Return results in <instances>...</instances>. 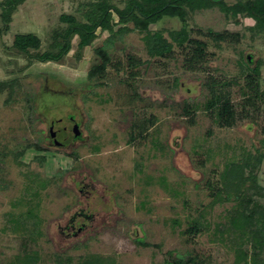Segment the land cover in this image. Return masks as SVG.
<instances>
[{"label": "rangeland", "instance_id": "1", "mask_svg": "<svg viewBox=\"0 0 264 264\" xmlns=\"http://www.w3.org/2000/svg\"><path fill=\"white\" fill-rule=\"evenodd\" d=\"M82 1L26 0L7 25L0 20V81H14L0 89V264H72L89 255L114 264L190 256L196 262L188 264H233L241 240L229 218L237 201L217 198L210 184L220 188L228 162L264 151V102L251 106L242 94L244 59L259 62L264 91V35L247 28L253 19L227 18L218 7L188 12L189 37L207 44L202 65L188 67L177 45L170 59L149 57L143 33L133 29L117 33L98 80L87 79L98 60L93 47L77 54V36L57 62H29L13 46L15 35L31 32L47 50L52 32L65 25L61 14L84 19ZM110 2L122 8L126 0ZM182 25L165 16L149 31L168 38ZM208 29L242 36L220 42ZM97 32L94 46L109 35ZM128 55L140 59L136 68ZM226 103L220 124L214 110ZM71 117L79 138L61 134L65 145L52 144L49 122L71 130ZM252 172L264 187V158ZM193 221L199 233L187 231ZM241 245L250 262L249 240ZM259 258L263 264L264 253Z\"/></svg>", "mask_w": 264, "mask_h": 264}, {"label": "trees", "instance_id": "2", "mask_svg": "<svg viewBox=\"0 0 264 264\" xmlns=\"http://www.w3.org/2000/svg\"><path fill=\"white\" fill-rule=\"evenodd\" d=\"M25 1L2 0L0 2V20L4 25L11 21L13 12ZM213 7H218L227 18L236 19L238 16H244L253 19L254 23L247 28L253 34L264 35V0H234L232 2L229 0H126L122 8L114 5L110 0H83L77 9L82 12L84 19H77L74 14H61L60 21L65 25L52 32V41L47 50H39L41 40L39 36L31 32L15 35L12 44L19 52L27 56L29 62H57L69 53L72 49L71 38L77 36L75 51L77 54H80V51L87 46L93 47L98 60L87 71V79L98 80L103 77L107 65L111 61L109 46L114 44L117 33L123 34L135 29L143 33L142 39L149 57L170 59L174 57L173 49L177 45L185 50L186 65L193 68L202 65L205 61L207 44L205 41L189 37L185 26L186 18L188 12ZM114 16L117 17L116 20H114ZM165 16L178 17L183 24L179 30L169 31L168 38L159 31H149L150 24ZM129 23L132 26H129ZM115 26L118 27L115 29ZM98 30L107 31L109 35L104 39L105 42L102 45L94 46L93 41L97 38ZM207 35L220 42L227 40L238 42L242 36L240 32L228 30L216 32L211 29L207 30ZM127 60L131 68H136L141 62L133 55H128ZM250 63L251 61L248 59L243 61L246 69V89L242 90V94L246 103L256 106L257 99L264 102V91L259 89V62L257 61L253 66ZM114 65L119 68L120 62H115ZM134 74L136 72L131 70V75ZM13 83V80L0 81V89L7 85L11 86ZM211 105L217 106L213 103ZM229 109L230 106L226 103L214 110L220 124H223L224 114ZM191 111L192 108L189 104L184 105V114L189 115L192 113ZM212 112L213 109H211ZM261 143L264 145V138ZM263 158L264 151L257 150L253 161L250 156H246L242 161L228 162L220 178L222 187L220 186L215 191V185L210 184L217 198H233L237 201L229 218L232 230L237 231L241 240L237 243L240 247L237 248V258L233 264H262L259 261V255L264 253V203H261L258 198L264 200V187L257 184L252 170ZM246 169H248L247 173H245ZM200 229L199 222L193 221L187 231L199 233ZM245 238L249 240L252 249L250 262L247 259L248 251L241 248ZM189 262H196L195 256H190L186 261L180 257L175 259L173 264H188ZM72 264L114 263L108 258L89 255L80 257Z\"/></svg>", "mask_w": 264, "mask_h": 264}, {"label": "flooded vegetation", "instance_id": "3", "mask_svg": "<svg viewBox=\"0 0 264 264\" xmlns=\"http://www.w3.org/2000/svg\"><path fill=\"white\" fill-rule=\"evenodd\" d=\"M57 121L60 122V121H62V119H57ZM69 122L71 123V130L69 129V127L67 125H63L62 127H57L56 128L55 127L56 122L54 120L49 122V125H48V136H49V140L51 141L52 144H55V141H57L58 142L57 143L58 146H64L65 145V142L58 140V138H59V136L61 134L64 135L62 139L67 138L70 141H73L74 139L79 138V136L81 135V131L79 130V134L75 136L74 132L72 130V126L74 124H77L78 125V129H79V124L74 120L73 117L69 118ZM50 131L54 132V137L51 136ZM70 131H71V133H70ZM17 254L18 253L14 254V255H17Z\"/></svg>", "mask_w": 264, "mask_h": 264}, {"label": "water", "instance_id": "4", "mask_svg": "<svg viewBox=\"0 0 264 264\" xmlns=\"http://www.w3.org/2000/svg\"><path fill=\"white\" fill-rule=\"evenodd\" d=\"M72 130H73L75 136L79 134V129H78V125L77 124H74L72 126ZM50 133H51V136L54 137V132L53 131H50ZM57 143L58 142L55 141V144H57Z\"/></svg>", "mask_w": 264, "mask_h": 264}]
</instances>
